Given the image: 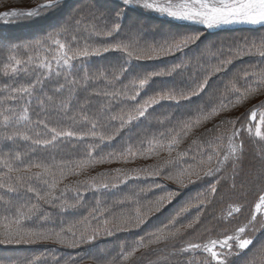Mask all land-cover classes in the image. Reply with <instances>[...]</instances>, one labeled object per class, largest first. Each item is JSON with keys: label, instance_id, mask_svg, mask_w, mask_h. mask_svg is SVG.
<instances>
[{"label": "snow or ice", "instance_id": "1", "mask_svg": "<svg viewBox=\"0 0 264 264\" xmlns=\"http://www.w3.org/2000/svg\"><path fill=\"white\" fill-rule=\"evenodd\" d=\"M0 21L32 33L0 35V264H264V0H30Z\"/></svg>", "mask_w": 264, "mask_h": 264}, {"label": "trees", "instance_id": "2", "mask_svg": "<svg viewBox=\"0 0 264 264\" xmlns=\"http://www.w3.org/2000/svg\"><path fill=\"white\" fill-rule=\"evenodd\" d=\"M30 3V0H0V11H4V10H9L11 7H21V6H28V4ZM235 35L234 33H230V34H222L221 36H214L212 37L213 39L219 40L221 37H227V36H232ZM4 36H12V37H16L19 39H29L31 38V36H22L21 33H9L7 35ZM236 36V35H235ZM21 148H23V144H21ZM246 162H249L248 168L245 167L244 165V161H243V167L242 170L240 172V174L236 177V182H237V187L239 188L241 183L244 182L248 177L247 175L244 176V173L246 172V170H248L250 168V166L252 165V160L251 157H248V160L245 159ZM151 161H149L150 163ZM143 163V162H140ZM118 165H105L102 167H116ZM172 187H175L174 185ZM222 192H228L229 188L227 186H222L221 188ZM217 210H219V205L217 206ZM74 217H72L71 215H69V219H72ZM78 218V217H75ZM121 237H123V234H121ZM99 247L101 248H109L111 249L113 246H115L116 244L119 243V241L115 238V237H104L101 238L100 241L97 242ZM37 248H44V247H55L54 245H37L35 246ZM6 249L3 246H0V254H5L6 253ZM67 251H71V250H67Z\"/></svg>", "mask_w": 264, "mask_h": 264}, {"label": "rangeland", "instance_id": "3", "mask_svg": "<svg viewBox=\"0 0 264 264\" xmlns=\"http://www.w3.org/2000/svg\"><path fill=\"white\" fill-rule=\"evenodd\" d=\"M10 25L11 24H5L3 21H0V28H9ZM11 26L14 27V28H19V26H17V25H11ZM250 27L251 26H247V25H234V26H231L232 30H227V31H224V32H227V33H245V31H244V30H246L245 28H250ZM233 30H239V31H233ZM26 35H27V30L25 28V29H23V36H26ZM236 36H241V35H236ZM246 159L248 160V158H246ZM244 165H245L246 168H248L249 162H246V160H244ZM248 171H249V169L246 170V172L244 173V176L246 175V173Z\"/></svg>", "mask_w": 264, "mask_h": 264}]
</instances>
